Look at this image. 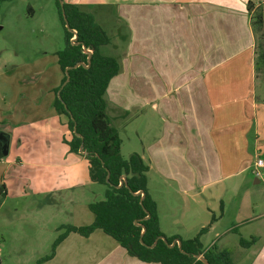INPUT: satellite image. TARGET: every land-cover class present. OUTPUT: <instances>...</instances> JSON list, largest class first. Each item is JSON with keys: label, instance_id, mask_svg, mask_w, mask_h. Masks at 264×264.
Segmentation results:
<instances>
[{"label": "crops", "instance_id": "1", "mask_svg": "<svg viewBox=\"0 0 264 264\" xmlns=\"http://www.w3.org/2000/svg\"><path fill=\"white\" fill-rule=\"evenodd\" d=\"M63 2L91 15L110 38L101 53L120 72L104 96L107 116L122 157L138 155L148 166L162 233L199 237L205 250L228 252L234 264H264V167L256 165L264 161V74L254 26L257 12L264 21V0ZM25 76L0 90V136L9 144L0 157L8 190L0 213L10 198L63 205L72 220L54 228L58 238L65 226L92 224L89 206L104 201L106 190L92 182L88 160L71 152L69 117L54 108L62 70ZM17 212L6 215L13 221ZM43 264L160 263L130 256L96 230L70 233Z\"/></svg>", "mask_w": 264, "mask_h": 264}, {"label": "trees", "instance_id": "2", "mask_svg": "<svg viewBox=\"0 0 264 264\" xmlns=\"http://www.w3.org/2000/svg\"><path fill=\"white\" fill-rule=\"evenodd\" d=\"M6 1L9 0H0V9ZM56 4L65 30L66 46L57 53L64 79L56 92L54 108L69 117L71 152L88 160L92 182L105 186L106 192L104 201L89 206L95 216L94 222L82 227L65 226L64 233L53 244L51 255L40 259L38 264L51 260L70 233L89 237L96 230H102L130 256L144 263L234 264L228 252L216 248L205 250L199 237L183 240L162 233L157 205L148 192V166L138 155L128 160L122 157L119 133L107 116L104 96L110 81L120 72L119 62L101 53L110 38L79 6L63 0H56ZM249 7L251 11L250 3ZM254 26L258 33L255 47L258 71L264 74L261 13L254 17ZM74 34L77 38L72 41ZM68 76L69 81L64 85ZM6 195V186L0 184V205ZM174 241L181 242L183 252L177 244L171 247ZM240 244L247 248L253 240H241ZM196 255H203L205 262L198 260Z\"/></svg>", "mask_w": 264, "mask_h": 264}, {"label": "rangeland", "instance_id": "3", "mask_svg": "<svg viewBox=\"0 0 264 264\" xmlns=\"http://www.w3.org/2000/svg\"><path fill=\"white\" fill-rule=\"evenodd\" d=\"M65 46V30L56 0H9L2 3L0 90L16 87L21 79L26 82L29 78L24 75L33 71L53 74L61 70L57 66V53ZM98 189L105 191L106 187L100 185ZM10 208L18 210V217L13 221L10 215H6ZM64 210L63 205H33L32 200L8 199L0 213V264H38L40 259L51 255L57 238L54 228L72 220L69 209L67 213ZM22 241L23 245L20 244Z\"/></svg>", "mask_w": 264, "mask_h": 264}, {"label": "water", "instance_id": "4", "mask_svg": "<svg viewBox=\"0 0 264 264\" xmlns=\"http://www.w3.org/2000/svg\"><path fill=\"white\" fill-rule=\"evenodd\" d=\"M64 18H65V16H64ZM66 27H68V24L66 25ZM75 36H76V34H75ZM76 38H77V36L75 37V39ZM68 81H69V76H68L67 81H66V83L64 85H66ZM74 132L76 133V128L74 129ZM8 152H9V144H8V141H5L4 142V139H2V137L0 136V157L1 158L6 157L8 155ZM162 240L165 241L164 238H162ZM176 244L178 245V247L182 251L181 242L174 241L173 244L171 245V247H174ZM196 258L198 260H201V261L205 262V259H204L203 255H196Z\"/></svg>", "mask_w": 264, "mask_h": 264}, {"label": "built area", "instance_id": "5", "mask_svg": "<svg viewBox=\"0 0 264 264\" xmlns=\"http://www.w3.org/2000/svg\"><path fill=\"white\" fill-rule=\"evenodd\" d=\"M75 37H76V36H75V34H74V37H73L72 41H75ZM256 165H257L259 168H262V167H264V161L261 160V159H259V160L257 161ZM256 175H257V176H260V173L257 171V172H256Z\"/></svg>", "mask_w": 264, "mask_h": 264}]
</instances>
